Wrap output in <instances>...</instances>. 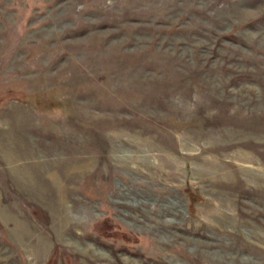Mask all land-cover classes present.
Wrapping results in <instances>:
<instances>
[{
    "label": "rangeland",
    "instance_id": "rangeland-1",
    "mask_svg": "<svg viewBox=\"0 0 264 264\" xmlns=\"http://www.w3.org/2000/svg\"><path fill=\"white\" fill-rule=\"evenodd\" d=\"M0 264H264V0H0Z\"/></svg>",
    "mask_w": 264,
    "mask_h": 264
}]
</instances>
